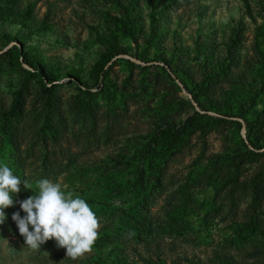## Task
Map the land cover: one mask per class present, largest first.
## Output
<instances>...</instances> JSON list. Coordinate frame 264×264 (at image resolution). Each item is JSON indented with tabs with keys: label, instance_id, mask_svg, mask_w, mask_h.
Segmentation results:
<instances>
[{
	"label": "rangeland",
	"instance_id": "rangeland-1",
	"mask_svg": "<svg viewBox=\"0 0 264 264\" xmlns=\"http://www.w3.org/2000/svg\"><path fill=\"white\" fill-rule=\"evenodd\" d=\"M247 1L253 18L243 0H176L149 39L147 0H135L134 37L117 23L127 0H0V164L31 188L21 184L5 209L0 264H264V87L255 93L264 0ZM27 10L22 31L33 30L27 43L56 80L30 77L11 114L13 92L34 69L11 64L5 40ZM113 48L116 58L105 61ZM158 62L188 91L229 63L199 97L218 114L197 112ZM41 178L84 198L97 216L92 250L76 260L54 239L27 246L11 219L24 214L19 201L36 194Z\"/></svg>",
	"mask_w": 264,
	"mask_h": 264
},
{
	"label": "clouds",
	"instance_id": "clouds-1",
	"mask_svg": "<svg viewBox=\"0 0 264 264\" xmlns=\"http://www.w3.org/2000/svg\"><path fill=\"white\" fill-rule=\"evenodd\" d=\"M26 189V182L15 175L7 165L0 164V225L7 213L5 209L13 206V196ZM36 194L19 201V208L11 219L15 222L24 243L33 248L49 239L66 250V256L76 260L92 250L100 227L97 216L86 200L65 192L62 185L47 178H41L36 185Z\"/></svg>",
	"mask_w": 264,
	"mask_h": 264
},
{
	"label": "trees",
	"instance_id": "trees-1",
	"mask_svg": "<svg viewBox=\"0 0 264 264\" xmlns=\"http://www.w3.org/2000/svg\"><path fill=\"white\" fill-rule=\"evenodd\" d=\"M16 0H5L6 6H11ZM164 0H147V4L149 5V39L151 38H157L160 36V31L158 27V21H159V13L163 11L164 9H167L173 2L176 0H167V2H163ZM245 3V9L249 17L253 18V14L250 8V5L247 0H243ZM135 0H127V4H125L124 12L122 14V17L118 19L117 23L120 25V31L123 34L135 36V29H137V22L138 18L132 13V9L134 8ZM10 8V7H9ZM6 8L2 14V17H4L6 20L7 15L5 14L6 11L9 9ZM12 10V7H11ZM30 11V10H29ZM11 13V11L9 10ZM28 10L24 13H20L18 15H15V20L17 23H19V29L13 33V34H6V40L5 42H14L15 46H11L7 49L6 54L9 57L10 63L16 66H19L21 64V60L26 63L28 66L33 68V71H27V77L25 81L22 83V85L16 89L13 92V99L11 104V114H18L21 110V104H22V94L23 91L27 89L28 80L32 76H37L41 81L43 78H45L48 81H54L56 80V74L53 72L51 68L48 67V65L42 60V57L40 56L37 51H35V48L27 43V39L32 33L33 30H28V32L22 31V28H26L29 25L28 22ZM43 28H46V21H43ZM262 25L256 26V41H257V51L260 55L262 54V51L260 50V40L259 36L261 35L262 31ZM21 47V51H20ZM116 50L113 48L108 52V54L105 56V61L111 59V57L115 54ZM229 69V63L221 62L218 65V68L214 72L204 73L201 84L199 85L198 89L196 91L189 89V92L191 93L192 97L195 99V101L198 103V105L201 107L199 97L200 93L207 91L209 88L210 83L214 80L216 76H221V74L225 73ZM261 84L259 88H255V93L259 92L264 87V74L260 75ZM179 80L185 85L183 80L179 78ZM56 86L55 83H52L49 88H46V91L51 95L54 91V87ZM186 87V85H185ZM187 88V87H186ZM235 90L234 88H231L226 93V104H227V110L231 109L230 107L233 106V103L235 101ZM198 114L195 113L193 115H190L186 123L187 125H195L194 120L197 118ZM208 118V117H206ZM209 119V118H208ZM246 120V119H245ZM254 123V121H253ZM199 130L202 132L205 129V124L199 123L197 124ZM247 125L249 127H252V122L247 121ZM48 127V124H47ZM185 130L181 131H174L176 135H180ZM249 143L252 146H255V142L248 138Z\"/></svg>",
	"mask_w": 264,
	"mask_h": 264
},
{
	"label": "water",
	"instance_id": "water-1",
	"mask_svg": "<svg viewBox=\"0 0 264 264\" xmlns=\"http://www.w3.org/2000/svg\"><path fill=\"white\" fill-rule=\"evenodd\" d=\"M11 46H15V43L14 42H11L9 45H6V50L11 47ZM20 51H21V47H20ZM116 56H113L109 62H111L113 59H115ZM21 63H24L22 60H21ZM158 64H160L164 69L165 71L170 75V77L173 79V81L178 85V87L180 88L181 92L185 95V97L192 103V105L194 106L195 110L197 112H200L202 114H210V115H217L218 113L213 111V110H204L202 109L198 103L195 101V99L192 97L191 93L188 91V89L185 87V85L179 80V78L166 66L165 63L163 62H158ZM239 120H241L242 124L245 125L246 122L244 119L242 118H238ZM243 135L245 136V133H243ZM245 140V143L247 146H249L250 148L253 149V147L249 144V142L244 138Z\"/></svg>",
	"mask_w": 264,
	"mask_h": 264
}]
</instances>
